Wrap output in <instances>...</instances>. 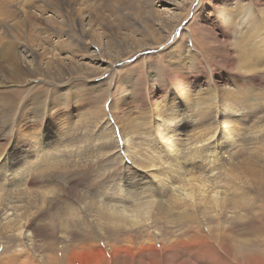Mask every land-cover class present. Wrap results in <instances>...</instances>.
<instances>
[{
    "label": "bare ground",
    "instance_id": "6f19581e",
    "mask_svg": "<svg viewBox=\"0 0 264 264\" xmlns=\"http://www.w3.org/2000/svg\"><path fill=\"white\" fill-rule=\"evenodd\" d=\"M11 1L0 0V57L6 58L8 75H13L11 79L15 81L23 74L22 70H30L31 65L25 61L22 64H16V61L21 60V55L17 48L12 51L13 41L9 39V31L17 32L21 27L17 24L23 22H27L28 25L29 18L25 12L37 9L38 5L29 0L25 7H14ZM59 1L65 5L67 9L65 11L78 27V38L74 40L83 39V42L72 43L69 38L62 39L61 34H51V28L42 23L43 14H41L40 22L44 25L43 43L46 47L34 44L31 47L25 46L22 51L36 58L46 71H50L53 56L57 57V53H66L71 58L65 57L68 67L64 70L70 76L72 74L77 77L80 74L78 71L82 70V63L79 60H87L86 63L90 64L96 62L97 68L106 65L103 71L109 69V64L118 60H109V63L103 57L105 52L102 51L100 37L102 38L101 35L108 31L107 18L105 19V16L96 10L94 15L99 21L98 28H95L88 21L89 12L86 9L91 0ZM102 1L109 5L115 3V0H111L113 3L109 0ZM109 11L114 14L113 9ZM55 12L53 11L52 14ZM15 13L21 16V21L13 19ZM253 19L251 33H253L254 43H252L257 53L264 46V27L261 23L264 21V13L256 15ZM34 25L37 24L34 23ZM49 25L51 27V24ZM137 30L141 32L142 37L147 31L143 25ZM27 34H31L30 29ZM127 35V37H137L138 34L133 36L127 33ZM17 39L20 40L18 36ZM139 40H136L137 44ZM141 48L137 45L130 52L141 50ZM183 49L188 50L191 56L193 55L189 47L182 46L181 56ZM60 58L57 59L60 60ZM174 64L177 65V60ZM253 64L254 71L264 69V57H255ZM114 74L117 76V70ZM183 76V74L175 78L173 76L170 86L180 85L181 87ZM53 79L55 82L56 78L53 77ZM78 79L83 80L84 84L71 88L70 103L78 100L76 101L78 106L84 99L90 103H96L101 97L103 98L101 109L95 108L92 111V108L85 113L84 120L80 122L67 120L68 123L64 126L62 124L50 126V121L47 119L46 124L49 129L46 128L47 134L45 133L42 137L36 135L31 137L27 134L18 137L17 133L13 132V127L9 129V137L12 140L8 148L0 154V257L6 256L4 262L1 263L0 259V264H14L17 254L21 252L20 246L33 253L37 252V256H40L38 253L45 247L50 248L54 253L56 251L61 264L63 262L61 257L65 254L73 231H79V234H83L85 238L105 239L107 236H117L135 230L139 234L143 230L149 232L160 224L169 230L179 228V230L183 229L184 233L189 231L187 233L191 237H188L199 242L200 236L204 233H208L207 235H211L212 238L211 230L216 227L220 228L219 232H222L225 220L237 219L241 217V213L245 215L256 213L258 208L249 198L248 191L251 187H256L264 196V161L258 160V154L250 149L249 145L255 149H258L259 145L264 147V125L249 133H243L241 129H238L236 117H242L241 111L245 110L243 105L238 106L230 99L227 100L229 105H225L214 91L205 92L204 96L194 99L189 96H193L188 93L190 90L187 94L182 88L173 89L168 93V99H163L170 89L169 86L161 94L153 91L154 95H149L148 99H143V96L137 97L138 95L131 96L129 105L142 107L143 101L146 100L147 104L151 103L152 108H149L145 115L141 116L140 113V118L134 116L124 118L123 116L118 121L114 118L118 113L114 116L112 112L114 101L117 102L118 99L113 100L109 95V88L103 87L106 86V82L100 83L98 86L101 89H98L85 75ZM29 82L27 81V84ZM43 82L50 87L58 86L54 82L45 80ZM123 83L125 82L123 81L122 85ZM20 84L22 83L8 82L3 85L9 89H17ZM126 85L130 86L127 83ZM139 85L135 83L133 87ZM126 92L129 93L130 90L127 89ZM62 94L63 91L56 88V92L49 94L48 97L51 103L49 107L54 108L52 110H59L60 113L66 110L67 104ZM156 99L161 100L155 101ZM261 101H264V97ZM75 104L70 106L74 107ZM106 104L109 105L108 113L105 110ZM15 105L6 101L5 119L13 117ZM41 105L36 111L33 110L35 112L31 115L24 114V116L33 121L47 118V109L45 111ZM262 108L264 104L258 109ZM261 111L264 113V110ZM250 114L252 115V112ZM110 115L115 120L112 123L109 120ZM116 128L123 145L122 149L126 154L123 157L118 155L121 148L117 146ZM13 139H17V142L11 145ZM253 159L258 162V166L250 165L249 161ZM228 161L232 164L225 166ZM227 166L229 169H226ZM67 167L74 170L80 169L81 175L78 174L76 178L72 177L60 182L59 170H66ZM256 168H258L257 172ZM50 175L52 180L49 179ZM52 181L62 183V189L52 187ZM77 188H79L78 191ZM79 199L81 203L78 202ZM256 221H259L258 225L251 229L257 230L261 227L262 222ZM212 222H215V225ZM39 234L49 237V240L45 238V241L43 239L41 242L36 241ZM55 236L57 238L53 243L50 238ZM219 237L213 236L212 239L216 240L219 246L229 248L224 239ZM127 241L132 242L131 239ZM261 243L264 244V241ZM239 244L243 245L240 242ZM248 244L249 241H246V245ZM250 247L255 248L257 244L253 243ZM9 252L12 253L11 256L5 255ZM93 254L90 255L94 256ZM42 256L45 258L44 255ZM44 258H41V264H47L43 261Z\"/></svg>",
    "mask_w": 264,
    "mask_h": 264
},
{
    "label": "rangeland",
    "instance_id": "374dc122",
    "mask_svg": "<svg viewBox=\"0 0 264 264\" xmlns=\"http://www.w3.org/2000/svg\"><path fill=\"white\" fill-rule=\"evenodd\" d=\"M28 1L29 0H12L11 3L14 7H25V4L27 5V3L30 2ZM32 1L38 5V8L25 12L28 14L26 16L29 18L28 25L27 22H23L17 24L21 25L17 32L9 31V39L13 41L12 51L14 48H17L19 55H21V60L16 61V64H22L23 61L29 62L31 65L30 70H22L23 74L18 80L14 81L11 79L13 75H8L9 71L5 62L6 58L0 57V154L8 148L9 142L12 140L9 137V129L12 127L14 128H12L13 132H16L18 137H22L24 134L31 137L34 135L42 137L45 133L47 134V119L50 121V126H55L57 124H62L64 126L68 123L67 120L72 122L84 120L85 113L92 108V111H94L95 108L101 109L103 103V98L101 97L98 98L99 100L96 103H90L85 99L79 102L78 106V100H76L77 102L73 101L70 103L72 97L71 88L84 84L83 80L80 81V79H78V77L82 78L83 75L88 77L90 83L96 85L98 89H101V87L98 86L100 83L105 84L104 82H106V86L104 85L103 87L109 88V95H111L113 100L118 99L117 102L114 101V111H112L114 112V116L118 113L117 117H114L118 121L119 118L123 116L124 118H132V116L140 118L152 108L150 107L151 103L147 104L146 100L143 101L142 107L138 106L140 108H138L137 105H129V98L131 96L138 95L137 97L143 96V99H148V96L151 95L153 91L161 94L169 88L170 82L175 76L177 77L183 74L184 76L181 82L183 85H181V87L180 85H177L178 87L170 86L171 90H168L164 98L162 97L163 99H168V93L172 92L173 89L179 88L184 89V93L190 90L188 93L193 94V96H189L194 97V99L204 96L205 92L214 91L225 105H229L227 100L230 99L233 103H236V105L244 106L245 110L241 111V113H243L241 114L242 117H236V121H238L237 127H239L238 129H241L243 133H249L255 128L264 125V113L258 109L262 106L261 100L264 97V69L253 70L254 58H258V56L264 57V46L262 50L256 53L253 44V33H251L252 23L254 21L253 18L258 14L264 13V0H115V3L109 0L113 5H109L102 0H91L86 9L89 12L88 21L93 24V27L96 28L99 21L94 15L96 10H99V13L105 16V19L107 18L106 20L109 21V28L106 32L107 35H101L104 38L100 37V44L103 45L102 51L103 53L105 52L103 57L109 63L111 60L117 59L118 61L110 63L109 69L107 68L103 71L102 69L105 68L106 65L102 68H97L96 62H94L93 65L88 62L86 63L87 60H79L82 63V70L78 71V74H80L77 75V77L76 75L71 74L70 76L66 74L67 71L65 70L68 64L66 63L65 57L69 56L66 55V53H57V57L53 56L54 60L51 61L50 71H46L36 58L28 56L27 52L24 50L22 51L25 46L31 47L34 44H41L46 47L43 43L44 25L42 23L46 24L49 29L51 28V34H61L62 39L69 38L72 43L83 42V39L79 41L74 40L78 38V27L72 17L65 11L67 9L64 4L59 0ZM53 3H55V5H53ZM110 9H113L114 14L109 11ZM53 11L57 13L55 12L52 14ZM41 14H43L42 18ZM40 18L43 20L42 23L40 22ZM13 19L15 21H21V16L15 13ZM34 23L37 25L35 26ZM261 23L262 27H264V21H261ZM49 24H51V27ZM142 25L148 31L145 32L144 37H142L141 32L137 30V28ZM28 29L31 31V36L27 34ZM127 33H131L133 36L135 34L138 35L137 37H127L130 35H127ZM17 36L20 40L17 39ZM137 39H140L138 44L136 43ZM53 40L55 41L54 38ZM135 44L136 46H141V50L130 52L136 47ZM182 46H185V48L189 47L193 55L191 56L188 50L183 49L182 57ZM261 51L263 52L261 53ZM128 55L131 56L128 57ZM57 58H60V60ZM249 58L251 60H249ZM72 60L76 61L75 59ZM176 60L178 66L174 64ZM238 62L243 65L241 66ZM116 70L117 76L114 74ZM251 70L254 72H250ZM119 72L121 73L119 74ZM53 77L56 78L55 82ZM251 78L252 80H249ZM31 79L33 81H31ZM43 80L57 83L58 86H56V88H58L59 91H63L62 97H64L67 103L65 106L66 110H64L63 113H60L59 110H52L54 108L49 107L51 104L48 100L49 94L56 92V88L46 85ZM27 81L30 82L27 84ZM123 81L125 83L122 85ZM184 81L185 83H183ZM8 82L22 84H20L17 89H9L3 85ZM126 83L130 86H127ZM135 83H139L140 85L138 87H133ZM124 87L129 88L125 89ZM118 88L119 91L123 93L117 91ZM127 89L130 90L129 93L126 92ZM123 95L124 97H122ZM153 95L154 94L151 96ZM57 98H59V96H57ZM158 100L160 101L161 99H156L155 101ZM6 101L16 104L13 117L11 116L8 120L5 119ZM109 103L111 105V102ZM40 104L45 108V111L47 109V118L44 117L43 119L33 121L24 116V114L31 115L39 109ZM73 104H75V106L71 107L70 105L73 106ZM236 105L235 107H237ZM105 110L108 113V104H106ZM251 112L252 115L250 114ZM140 113L141 116H139ZM109 120L111 123L114 120L111 115L109 116ZM41 124H43V126ZM116 134L118 137L117 146L121 148L118 155L123 157L126 154L122 149L123 145L117 128ZM16 140L17 139H13L10 144L12 145ZM249 148L253 149L254 152L258 154V160L264 161V147L262 145H259L258 149L252 148L251 145H249ZM249 162L250 165H259L254 159ZM227 164H232V162L228 161L225 166ZM65 169L66 170H59L60 182L81 175L79 174L81 172L80 169L74 170L70 167ZM226 169H229V167L227 166ZM255 170L257 172L258 168ZM239 172H241V170H239ZM49 179H53L52 175L49 176ZM55 183L56 182L52 181V187L54 186V188L57 187L56 189L61 190L63 187L61 185L62 183ZM78 189L79 188L76 190L78 191ZM248 193L252 203L258 208L256 213L254 215H252L253 213L249 215L241 213V217L237 219L225 220V224L221 229L222 232H219L220 228L217 227L211 230V234L214 238L222 234L219 238H223L224 242H226L225 244L229 245V248L219 246V244L215 242L216 240L214 241L212 239L213 236L211 238V235H207L208 233L201 235V241L197 242L190 238V234L187 233L189 231L184 233L183 229L179 230V228L169 230L167 227L160 224L153 227L149 232L143 230V232L139 234L136 233L137 230H135L131 233L107 236L105 239L98 237V240L96 237H93V239L85 238L83 234H79V231H73V234L70 236V243L64 252L65 254L61 257L63 260L61 264H264V257H261L264 256V244L261 243L264 241V196L261 195L256 187H251ZM75 195L77 196V194ZM78 202L81 203V200L79 199ZM256 206L254 207L256 208ZM256 220L262 222L260 223L261 227L257 228V230L251 229V227L254 228L255 225H258L259 221ZM212 224L215 225V222H212ZM254 233L256 235H254ZM45 238L49 240V237L39 234L36 241L41 242ZM56 238L57 236L50 238V241L53 240L52 242L55 243ZM130 239L132 242L127 241ZM246 241H249L248 245H246ZM239 242L243 245L239 244ZM253 243L257 244V247H250ZM61 248L62 247L59 245V249ZM20 249L21 252L17 254L14 264L15 261H17V264H41V258H44L42 255L45 256L43 261L47 262V264H60L56 256V251L54 253L50 248L45 247L43 251L38 253L40 256H37V252L33 253L21 248V246ZM98 250L99 253H97ZM5 255L11 256L12 253L9 252ZM5 257L6 256L1 255V263L5 261Z\"/></svg>",
    "mask_w": 264,
    "mask_h": 264
},
{
    "label": "snow or ice",
    "instance_id": "6c2138e0",
    "mask_svg": "<svg viewBox=\"0 0 264 264\" xmlns=\"http://www.w3.org/2000/svg\"><path fill=\"white\" fill-rule=\"evenodd\" d=\"M262 104H264V101H261ZM261 110H264V108H262ZM118 131V130H117Z\"/></svg>",
    "mask_w": 264,
    "mask_h": 264
}]
</instances>
